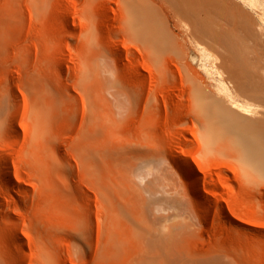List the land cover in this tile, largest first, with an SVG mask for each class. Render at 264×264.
<instances>
[{
  "label": "rangeland",
  "instance_id": "374dc122",
  "mask_svg": "<svg viewBox=\"0 0 264 264\" xmlns=\"http://www.w3.org/2000/svg\"><path fill=\"white\" fill-rule=\"evenodd\" d=\"M260 14L0 0V264H264Z\"/></svg>",
  "mask_w": 264,
  "mask_h": 264
},
{
  "label": "bare ground",
  "instance_id": "6f19581e",
  "mask_svg": "<svg viewBox=\"0 0 264 264\" xmlns=\"http://www.w3.org/2000/svg\"><path fill=\"white\" fill-rule=\"evenodd\" d=\"M174 5L181 11L182 14H184L187 18L194 21L196 24L199 25V32L201 34H208L212 35L213 28L211 22L208 21V18L214 13L215 10L219 11L220 13H223L227 15L228 17H231V14H233V11H235L238 15L243 13H246L247 9H254L257 8L261 11V18L264 20V0H173ZM99 10H104V7L101 3L97 2L96 6ZM4 27L6 30L15 37H20V35L17 33L15 27H13L11 24H5ZM50 62L56 66L59 65V61L55 58H50ZM61 99H65L64 96H60ZM15 106V104H14ZM224 119V115L221 116ZM227 119V117H226ZM3 127L5 130L8 129V121L6 118L2 119ZM238 138L241 143H245L247 145L248 143H251L255 145L257 150L260 152L259 157L255 158V165L259 167L262 171L264 170V146L262 145L261 141L256 139V137L253 136H240L238 135ZM251 157V156H250ZM64 160H66L65 157H63ZM174 164L182 170L186 176L190 179V185L194 188L195 195L197 199H203L200 195V188H199V178L197 173L193 170L191 166H189L185 162H179L175 161ZM183 178V177H182ZM3 180L7 184H11L12 181L10 179V176L7 172V167H3ZM191 191V189L188 187V191ZM19 223L18 220H15L12 222V226H15ZM6 234L11 237L13 240H16L17 234L15 233L14 227H8L6 230ZM188 264V263H186ZM189 264H211L209 261L206 260H197Z\"/></svg>",
  "mask_w": 264,
  "mask_h": 264
}]
</instances>
